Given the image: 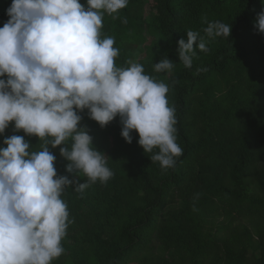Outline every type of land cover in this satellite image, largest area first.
I'll use <instances>...</instances> for the list:
<instances>
[{"label": "trees", "instance_id": "trees-1", "mask_svg": "<svg viewBox=\"0 0 264 264\" xmlns=\"http://www.w3.org/2000/svg\"><path fill=\"white\" fill-rule=\"evenodd\" d=\"M10 4L0 0V27ZM261 7V0H129L104 15L102 35L119 49L115 64L134 60L168 85L182 155L162 169L135 131L124 141L118 116L101 128L86 109L79 112L78 127L108 157L113 176L82 193L64 190L72 223L52 264H264V34L254 28ZM215 21L231 24L228 38L206 36ZM188 30L205 38L208 51L197 49L186 68L176 42L186 41ZM165 56L173 69L154 71ZM7 129L0 146L19 135L32 151L41 149L36 136ZM65 143L70 148L71 140ZM48 147L57 176L87 180L66 172L63 144Z\"/></svg>", "mask_w": 264, "mask_h": 264}, {"label": "clouds", "instance_id": "clouds-1", "mask_svg": "<svg viewBox=\"0 0 264 264\" xmlns=\"http://www.w3.org/2000/svg\"><path fill=\"white\" fill-rule=\"evenodd\" d=\"M129 0H11L9 19L0 27V135L13 123L15 131L36 136L41 149L32 151L23 136L12 135L0 146V264H52L65 249L69 219L66 188L83 192L113 176L107 156L98 151L84 126L87 115L103 128L117 116L120 135L137 144L162 169L182 155L177 144L176 109L167 99L168 85L145 74L143 65L128 60L117 66L115 38L102 35L103 17L127 7ZM254 28L264 34V2ZM122 23H127L126 18ZM231 24L209 22L210 39L229 37ZM178 40V61L191 67L197 49L207 41L188 30ZM166 56L156 72H170ZM203 69H200L202 71ZM6 77V79L4 78ZM71 140L70 148L66 141ZM68 161L65 170L87 180L57 176L49 145ZM154 150H156L154 152Z\"/></svg>", "mask_w": 264, "mask_h": 264}, {"label": "rangeland", "instance_id": "rangeland-1", "mask_svg": "<svg viewBox=\"0 0 264 264\" xmlns=\"http://www.w3.org/2000/svg\"><path fill=\"white\" fill-rule=\"evenodd\" d=\"M13 130H14L13 127H10V126H9L8 129H7V131L10 132V133L13 132ZM147 254H148V253L145 252V253L142 254V256L147 255Z\"/></svg>", "mask_w": 264, "mask_h": 264}]
</instances>
